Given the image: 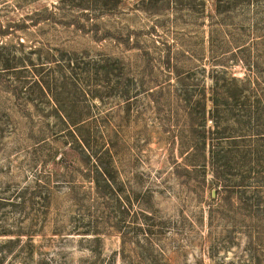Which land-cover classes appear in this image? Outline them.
Here are the masks:
<instances>
[{
    "label": "rangeland",
    "instance_id": "374dc122",
    "mask_svg": "<svg viewBox=\"0 0 264 264\" xmlns=\"http://www.w3.org/2000/svg\"><path fill=\"white\" fill-rule=\"evenodd\" d=\"M0 264H264V0H0Z\"/></svg>",
    "mask_w": 264,
    "mask_h": 264
}]
</instances>
